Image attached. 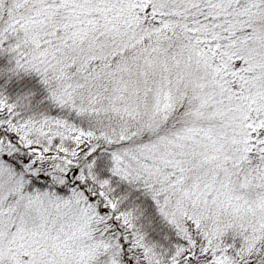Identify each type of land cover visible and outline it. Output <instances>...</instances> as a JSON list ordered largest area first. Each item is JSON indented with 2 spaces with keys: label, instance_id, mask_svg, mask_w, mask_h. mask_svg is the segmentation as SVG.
<instances>
[{
  "label": "snow or ice",
  "instance_id": "6c2138e0",
  "mask_svg": "<svg viewBox=\"0 0 264 264\" xmlns=\"http://www.w3.org/2000/svg\"><path fill=\"white\" fill-rule=\"evenodd\" d=\"M0 264H264V0H0Z\"/></svg>",
  "mask_w": 264,
  "mask_h": 264
}]
</instances>
